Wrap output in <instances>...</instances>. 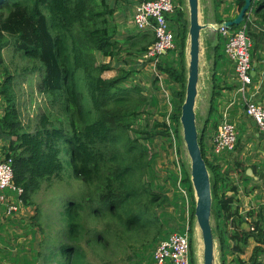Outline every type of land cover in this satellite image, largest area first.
Segmentation results:
<instances>
[{"label": "trees", "instance_id": "16d2710c", "mask_svg": "<svg viewBox=\"0 0 264 264\" xmlns=\"http://www.w3.org/2000/svg\"><path fill=\"white\" fill-rule=\"evenodd\" d=\"M173 1V10L165 17L174 35V49L170 50L172 55L168 51L161 56L156 70L179 87L172 91L170 118L176 124L173 133L181 140L179 117L187 77L184 53L189 23L181 8L182 0ZM243 5L244 0H238L239 11ZM250 10L260 25L264 24V0H252ZM117 34L114 9L108 0H0V64L4 48L12 46L21 52L33 63L22 74H36L38 91L45 101L30 128L21 121L11 75L0 84L4 104L0 140L7 143L4 158L12 162L13 184L22 189V203L28 206L44 186L66 182L68 187H75L66 194L60 191L66 240H54V247L46 250L51 255L42 264H94L84 247L95 246L100 247L99 264H138L135 250L148 240H156L162 232L157 210L166 197L144 181L152 157L139 136L144 133V141L168 136L169 127L162 122L149 132L135 130L134 121L148 111L152 99L136 85L127 88L124 83L130 72L121 68L110 78L102 77L115 71L112 61L120 52ZM124 40L129 43L126 54L130 62L146 53L156 36L148 29ZM176 53L178 60L173 59ZM97 55L109 60L98 64ZM173 60L176 62L170 66ZM133 132L139 136L133 137ZM198 133L210 174L211 223L219 256L222 254L223 259L228 250L236 256L233 264H262L264 209L258 210L246 229L241 228L246 222L234 205V196L219 193L218 187L226 183L227 177L220 176L217 165L205 157L204 133ZM237 146L238 140L235 149ZM67 167L70 173L65 171ZM182 176L180 185L191 199L188 222L193 226L194 196L186 166ZM248 215L253 217L252 213ZM227 240L232 242L231 247ZM250 241L254 244L252 252L246 261L241 260L239 256ZM37 254L41 256V252ZM190 264H195L191 250Z\"/></svg>", "mask_w": 264, "mask_h": 264}, {"label": "rangeland", "instance_id": "374dc122", "mask_svg": "<svg viewBox=\"0 0 264 264\" xmlns=\"http://www.w3.org/2000/svg\"><path fill=\"white\" fill-rule=\"evenodd\" d=\"M122 6L124 7L123 3ZM181 8L185 14V19L188 21L187 0H182ZM120 10L121 8L117 11ZM122 10L123 21L120 22V19H117L119 23V25H117L118 34L115 36L116 39L120 40L122 43H119L120 52L118 59L112 61V65L116 66L114 68L115 71L106 72L102 77L110 78L116 75L120 68L123 71L130 72L128 81H126L124 85L127 88L136 85L142 90L144 95L149 97V100L152 99L150 105L146 109L148 111L134 121L133 128L139 132H149L152 131L155 125L165 122L170 132L168 136H155L149 141L142 140L145 136L144 133H141L140 136L139 133H132V136L135 138L139 136L141 139L139 141L144 144L147 148L148 155L152 157L147 174L144 178L145 183H149L155 191L166 197V201H164L161 208L157 210V216L162 225L160 236L156 240L146 241L135 250L138 264H152L154 262L153 251L158 241L167 238L173 232L182 231L186 226L187 220L190 222L191 199L189 197L186 202L178 187L179 167L181 171L183 170V166H186V170L189 169V159L182 139L179 140L173 133L172 126L176 124L170 118L172 111L167 119V113H165L168 111L169 107L172 106V91L176 88L179 89V87L178 85L176 86L169 77L166 79L163 72L160 73L161 75L157 84H154L153 75L156 74V69L154 71L152 69L153 67L151 68V66L147 64V61L144 65L139 61L136 63L133 59L129 62V58L126 54L129 45L123 40L129 38V36L133 35L138 30L134 25H131L133 12L127 13L126 10ZM115 14L114 23L117 24ZM117 15L119 17V14ZM177 52H179V50ZM170 53L171 51L168 55H172ZM1 54L3 64H0V84L5 77L11 75L13 78L11 82L13 85L12 88L14 89L16 107L20 113L21 121L25 126L29 125L31 128L38 115L42 113L43 106L45 105L44 98L38 91L39 79L36 74H22L24 73L23 69L30 68L33 63L29 59L23 58L22 53L12 46L4 48ZM184 54L185 63H187L186 48ZM177 55L176 53L173 59L178 60ZM124 59L126 60L123 61ZM108 60L109 58L104 59L101 55H97L98 64L107 62ZM175 60H173V63L169 61L170 66L174 65L176 62ZM1 100L2 98L0 96V117L3 115L4 106ZM230 113H232V111H230ZM235 118H237L238 121L242 120V118L239 117ZM201 120L202 119L197 123L198 128H201ZM158 129H162V127L159 126ZM238 130H240V136L242 135L239 137V134H237L238 148L234 149V154L230 152L220 155H231L230 157H223V165H220L218 162L216 163L214 158L219 156L215 157L212 151L209 150L208 153L205 151L204 155L208 161L210 160L209 162L217 164V166L221 168L219 172H222L224 176L227 177V181L225 186H222V190L226 189L224 192L226 196H235L234 205L237 206L241 218L243 217L242 219L246 222L242 223L241 228L246 229L248 222L253 220L258 210L264 209V148L263 146L254 147L251 145V142L244 140L245 125L236 126V131L239 133ZM180 134L182 138L181 131ZM251 138H253L254 142L255 138L252 133ZM6 144L7 143L0 140V159L4 158V146ZM244 144L245 148L250 145L251 148L245 150ZM256 149L258 152H256ZM236 150L240 156L237 155ZM242 152L247 156L243 161L241 159ZM236 158L239 160L237 163L235 162ZM249 164H255L258 167V171L261 172L257 174L259 177L253 178L252 175H244L242 173L244 169L246 170V168L250 166ZM65 171L70 173V168L67 167ZM64 183L59 184V182H56L52 187L44 186L36 196L34 195L32 197V205L28 206L21 204L18 211L10 215L11 217L5 216L4 207L0 206V264H42L43 259L51 255V252H47L46 250L54 247V240H59L61 243L66 240V220L65 217L60 215L62 211L61 200L63 199L60 191L62 190L66 194L75 191V187H68ZM78 189L79 184L76 185V191ZM0 193L5 195L14 194V192L9 189H5ZM188 196H190L189 192ZM249 213H252L253 217L249 216ZM227 230H230V227H228ZM190 237L192 244L190 248L191 261L195 264H202L201 236L195 220L193 221V226H190ZM45 242L48 244H45ZM227 245L231 247L232 242L227 240ZM253 247L254 244L252 247H248V250L249 248L251 250L249 251L250 254ZM84 248L88 251V256L92 259V262L94 264H99L97 254L100 252V247L95 246V248L92 249L87 247ZM38 252H41L40 257L37 254ZM216 252L217 264H220V262L221 264H233L231 263L233 254H230L228 250L224 253V260L222 259V254L219 256L217 244ZM241 260L246 261L245 259ZM261 262L264 264V257Z\"/></svg>", "mask_w": 264, "mask_h": 264}, {"label": "crops", "instance_id": "0c3cea01", "mask_svg": "<svg viewBox=\"0 0 264 264\" xmlns=\"http://www.w3.org/2000/svg\"><path fill=\"white\" fill-rule=\"evenodd\" d=\"M142 1L144 0H108V3L114 9V14L116 13L115 14L116 21L117 19H120V22H122L123 16L121 10L123 9L126 10L127 13H132L135 10L136 6L140 4ZM199 1H200V10H201V24H208V27H206L201 31V43L203 48V54L201 56V61H200L198 96L195 106L196 125L198 121L202 119L201 128H198L197 126V129L202 130V132L204 133L202 139L203 149L207 153L209 152V150L211 151V147H212L210 142L211 136L216 130L218 124L223 119L233 124L235 128L236 126L245 125L244 136H243L244 140H246L247 142H251V145L254 147L263 146L264 148L263 135L256 127V125L253 123L251 118H249L245 112V101L247 99H252L256 103H261L262 105H264V54H263L264 34L262 32V29L264 28V24H261L262 25L261 26L260 25L261 22H259V20H257L253 16V12L249 10L245 14L246 17L243 19V21L240 24H237L233 27L235 30L244 28L246 30L247 38L250 42V58L252 62V71H251L252 83L249 89L246 91V93L241 94L238 92L237 89L239 82L237 80V76L234 71V63L228 58L225 52L224 40L226 43V39L225 38L223 39L222 35L219 32L212 31L210 28L211 24L219 26L225 22L233 21L240 12L239 9L237 8L238 0H199ZM122 3L124 7L122 6ZM120 8L121 10L117 11ZM117 14H119V17ZM117 25H119L118 21H117ZM131 25L133 26L132 22ZM123 41L126 44H129L125 40ZM142 56L143 55H141V57L138 60H135L136 63L138 61L140 63H143V65L144 63H146V61H143ZM158 62H160L159 59L156 62L152 60H148L147 64H149L151 68L153 67L152 69L155 71L156 63ZM155 72H156L155 75L159 80L161 74H159L157 70ZM165 76L166 79H168V76L167 75ZM171 111H172V106L169 107L166 113H170ZM230 111H232V113H230ZM235 117L242 118V120L238 121V119ZM217 122L218 124L214 128L213 124H216ZM238 131L239 133L238 132L237 133L239 134V137H241L242 135L240 136V130ZM251 133L255 138L254 142H253V138H251ZM251 145L245 148V144H244L245 150L251 148ZM256 152H258L257 149ZM234 153L235 152H233V154ZM236 153L237 155H239L238 151ZM241 154H242L241 159L243 161V159H246L247 156L244 155L243 152ZM224 156H228V155H223L214 158L216 163L218 162L220 163V165H223ZM238 161L239 160L236 158L235 162L237 163ZM218 169L220 171L221 168L218 167ZM248 171H250L249 174ZM245 172L246 175H252L253 178L259 177V175L257 174L261 173L258 171V167L255 164H252L249 167H247ZM219 174L220 176H224L222 172H219ZM222 186L224 187L225 184L220 185L218 187L219 193H221L222 191L224 193L226 190V189L222 190ZM252 245L253 242L250 241L248 247L250 246L252 247ZM248 247L244 249L245 250L244 254H241L239 256L240 259H245V260L248 259L250 255L249 251H251L250 248L248 250ZM235 257H236L235 254H233L232 258ZM260 259L262 260L263 257H260Z\"/></svg>", "mask_w": 264, "mask_h": 264}, {"label": "built area", "instance_id": "2783aa9c", "mask_svg": "<svg viewBox=\"0 0 264 264\" xmlns=\"http://www.w3.org/2000/svg\"><path fill=\"white\" fill-rule=\"evenodd\" d=\"M173 0H144L138 4L132 14V23L138 31L152 29L155 32L156 41L143 54V61H157L162 55L174 49V35L166 21V14L172 12ZM212 31L219 32L226 39L225 52L234 63V70L239 82L238 92L245 94L252 83V65L250 58V42L244 28L232 29L222 25L211 24ZM264 34V28L262 29ZM264 54V45H263ZM245 112L251 118L264 137V105L256 103L252 99L245 101ZM171 113V112H170ZM168 113L166 119L170 116ZM237 131L233 124L222 120L211 136L212 154L220 156L223 153L233 152L237 141ZM178 187L184 200L189 197L188 190L182 187V171L179 167ZM9 189L14 194L0 193V206L4 207L7 217L16 213L22 203L21 188L13 184V168L10 159H0V192ZM190 224L187 220L185 228L180 232H173L167 238L160 240L153 251L154 262L152 264H190Z\"/></svg>", "mask_w": 264, "mask_h": 264}, {"label": "water", "instance_id": "95a60500", "mask_svg": "<svg viewBox=\"0 0 264 264\" xmlns=\"http://www.w3.org/2000/svg\"><path fill=\"white\" fill-rule=\"evenodd\" d=\"M252 0H244L238 16L225 27L240 24L245 14L250 10ZM188 5V33L186 38L187 77L184 100L180 107L179 123L182 132V141L189 159V177L194 196V220L201 236L202 264H217L216 242L213 237L211 212L212 196L211 181L205 160L202 157L198 142L196 125V100L198 96L199 68L203 48L201 31L208 24H201V10L199 0H187ZM250 171H248V174ZM218 251V250H217Z\"/></svg>", "mask_w": 264, "mask_h": 264}, {"label": "bare ground", "instance_id": "6f19581e", "mask_svg": "<svg viewBox=\"0 0 264 264\" xmlns=\"http://www.w3.org/2000/svg\"><path fill=\"white\" fill-rule=\"evenodd\" d=\"M251 65H252V62H251Z\"/></svg>", "mask_w": 264, "mask_h": 264}]
</instances>
